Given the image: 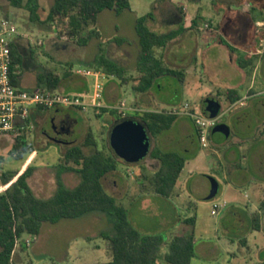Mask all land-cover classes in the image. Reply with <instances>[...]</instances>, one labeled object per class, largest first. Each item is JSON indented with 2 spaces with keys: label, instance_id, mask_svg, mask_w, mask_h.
I'll return each instance as SVG.
<instances>
[{
  "label": "crops",
  "instance_id": "0c3cea01",
  "mask_svg": "<svg viewBox=\"0 0 264 264\" xmlns=\"http://www.w3.org/2000/svg\"><path fill=\"white\" fill-rule=\"evenodd\" d=\"M130 3V10L121 14L115 12V14L117 16H129L135 32L137 20L149 14L152 16L146 20V25L152 31L159 34L179 31V34L166 47L157 49L156 53L169 67L183 71L185 78L184 81H181L173 76H162L156 79L149 90L137 92L134 87L138 82L134 80V73L137 72L136 66L141 52L137 32L135 39L124 38L128 40L126 43L118 44L112 39L109 40L108 43H111L110 46L113 47L111 53L106 51L105 42L102 41V38L95 39L98 50L85 57L82 60L83 63L89 69L104 72L102 69H96L93 66L102 48L108 58L126 69L127 76L133 77L128 83L122 85L115 76L107 75L101 100L103 108L92 107L99 110V116H106L111 122L108 132L109 144L111 131L118 123L127 119L143 123L142 116L138 113L160 112L151 108L157 100L155 95L157 90L162 91L176 80L184 84L188 76L200 72L211 80L217 89L216 94L218 96L223 95L226 101L230 103L225 93L235 91L240 98L236 102L230 103L231 106H244L247 110L243 118L241 139L234 143L230 149H227L224 154L213 151L220 160L217 166L214 159L211 158L213 155L210 157V155L202 154L194 160L191 158L188 160L186 155L191 154L195 142L198 141L199 146H202L198 130L193 126V131H186V138L190 142L185 145L183 156L187 160L176 186L175 195L172 198H165L154 194H140L132 204L147 206L151 203V198H156L155 200L170 205L174 210L173 224H178L177 231L170 237L190 234L193 228L187 226L184 221L194 215L189 214L184 218L179 216L177 208L181 204H177L174 200L178 195L177 191L187 186L193 193L206 197L204 195L208 193L207 180L212 185V178H208L206 175L215 170L221 172L227 182L217 201L222 200L227 192L233 197L227 202L228 205L215 216L217 220L213 225L201 223V220L196 216L194 227L195 256L191 264H264V199L260 200L259 211L250 213L247 211L248 196L242 193V188L247 185L259 186V184H264V147H262L264 141V53H257L261 41L264 39V0H150L146 4L139 3L137 5H133L132 0H130ZM104 12L98 17L97 26L99 30L101 28L100 18ZM115 30L116 32L120 31L118 25L115 26ZM20 38L23 37L17 38L18 46ZM88 46H84V48L86 49ZM240 59L247 61V68H242L239 65ZM69 65L68 70L59 74L61 81L56 91L66 95L79 96L86 102L93 103L95 77L79 75L76 73L78 69L75 70L72 61L69 62ZM22 81L20 77L19 85L21 88H23L21 86ZM34 84L33 87L23 89L28 91L39 89L37 82ZM209 92L211 96L206 99L216 98L213 96L214 90H209ZM121 101H125L127 105L126 117H122L119 111L111 109ZM55 109L59 113L53 118L57 124L56 128L63 129L62 134L69 137L72 134L70 125L75 121L73 114H78L80 111L65 107H55ZM175 109L180 108H174L172 111ZM46 110L49 111L50 109L37 107L31 109V126L37 125V123L41 124L47 116ZM182 116L190 117L187 114L177 115V117ZM174 124H178V120ZM63 126L65 127L62 128ZM186 126L185 121L180 124L182 129ZM90 131L92 130L87 131L81 143H76V140L69 144L68 148L83 145ZM167 131L158 136H151L153 148L145 157L143 166L152 173L157 172L161 167V162L152 157L153 150L158 148L159 143L161 148L158 149L162 151H170L172 147L173 139L172 136L165 133ZM212 131L213 128L210 133V142L214 144ZM236 145L238 148L235 147ZM89 149H91L90 152ZM96 149L98 148L95 146L83 147V151L87 155L93 154ZM242 149L245 151L242 153V157L250 158L249 164L239 163V157H241L239 151L241 152ZM115 156L117 157L116 154ZM261 185L260 187H264ZM219 191H221V187L218 183L217 195ZM187 204L192 205V200H188ZM129 219H131L130 216ZM130 221L133 224L132 220ZM161 225L163 226L159 228V231H167L169 225L172 224H167L166 219H163ZM137 229L144 234L158 233Z\"/></svg>",
  "mask_w": 264,
  "mask_h": 264
},
{
  "label": "rangeland",
  "instance_id": "374dc122",
  "mask_svg": "<svg viewBox=\"0 0 264 264\" xmlns=\"http://www.w3.org/2000/svg\"><path fill=\"white\" fill-rule=\"evenodd\" d=\"M54 1L40 0L39 12L42 20L47 17ZM149 1L132 0L133 5L146 4ZM26 2L27 0H24L21 7H16L8 0L0 1V18L7 17L14 20L19 31L28 35L27 38H20L18 42L20 52L24 57L21 68V80H23L21 86L23 88L33 87L34 83L37 82V76L48 70L57 75L63 74L65 70L70 68L69 62L71 61L75 70L89 69L82 60L98 50L97 40H92L85 49L84 46H79L74 41L68 40V38H59L50 26L31 20ZM100 19L102 41L105 42V49L109 53L113 52V47L110 46L111 43H108L109 40H114V38H137L129 16H117L114 11L105 10ZM116 25L120 29L118 32L115 30ZM40 41H42V44H40ZM137 75L138 73L135 72L134 76ZM209 90L215 91L213 96L218 98L222 105V110L216 119V126H228L231 135L228 141H225L223 130L212 131L215 142L213 144L209 141V147H211L209 150H207L209 147L203 148L196 141L191 154L186 156H188V160H190L189 158L194 160L202 154L210 155V157L213 155L211 158L214 159L217 166L220 160L218 156L214 155L213 151L224 154L227 149H230L234 143L241 139L243 118L247 111L244 106H231L223 95L218 96L216 94L217 89L211 83V80L200 72L188 76L184 84L176 80L171 86L165 87L162 91L157 90L155 92L157 100L151 108L160 111V113H170L172 109H182L185 103H189L192 112L203 114L204 102L208 96H211ZM139 106L141 107V105ZM76 110L80 112L73 114L75 121L70 125L72 134L69 137L65 134L58 135L59 130L54 129L57 124L53 121V118L59 113L58 110L53 108L49 111L46 110L47 116L41 124L37 123V125L31 126L25 131L27 144L24 149L13 150L16 140L12 136L0 140V155L3 157V161L0 163V193L4 191L2 173L23 170L28 166H33L34 171L28 179V184L34 194L42 199H49L54 196L58 189L56 175L62 165V157L66 149L69 144L76 140V143H81L88 130H92L99 150L115 155L108 139L111 126L110 120L106 116H99V110L92 107L84 111ZM138 114L142 118L144 117L143 112ZM176 120H178V124H174ZM175 121L172 123L171 129L165 133L172 136L173 139L170 151L183 156L185 145L190 142L186 138V131H193L195 121L193 118L185 116L176 117ZM184 121L187 126L182 129L180 124ZM148 134L151 140L152 135L149 131ZM262 147H264V141ZM158 148H161L160 143ZM90 151L91 149H89ZM239 153H241L239 163L249 164L250 158L245 159L242 157V153H245V151L242 149ZM145 159L134 164L120 161L117 166L118 172L112 171L104 176L102 179L103 185L110 195L129 208L130 220L136 228L170 236L177 231L178 226V224H173L174 210L170 205L155 200L156 198H151L152 204L150 203L147 206L129 203L127 199L128 193L130 195L140 193L139 184L142 181L143 173L146 175L153 174L144 168L143 161ZM206 176L215 178L220 184L221 191L214 199H204L210 194L209 191L212 188L208 180L206 182L208 193L204 195L206 197L193 193L185 186L182 190L177 191L179 196L176 195L173 199L177 204H181L178 205L177 210L182 218L192 214L197 216L201 223L213 225L217 220L215 216L211 215L213 204L220 201L228 202L232 200L233 195L227 192L222 200L217 201L225 188L227 180L224 179L221 172L216 170ZM62 181L65 187L74 188L80 183L81 176L75 172H65L62 174ZM260 185L250 184L242 188V193L248 196L247 211L250 213L259 211L260 200L264 199V187H260ZM261 186H264V184ZM190 199L193 202L192 205L187 204ZM163 219H166L167 224H172L169 225L167 231H159V228L163 226L161 225ZM112 230L113 227L108 216L97 211L77 218L62 219L55 224L44 222L38 236L26 234L22 237V245H18L13 261L14 264H95L106 261L111 256L109 245L100 237V233L103 231L110 233Z\"/></svg>",
  "mask_w": 264,
  "mask_h": 264
},
{
  "label": "trees",
  "instance_id": "16d2710c",
  "mask_svg": "<svg viewBox=\"0 0 264 264\" xmlns=\"http://www.w3.org/2000/svg\"><path fill=\"white\" fill-rule=\"evenodd\" d=\"M8 1L16 7H21L24 0ZM26 8L33 22L50 26L59 38H68L79 46H87L92 40L102 38L97 23L103 11L112 10L121 14L130 10L131 6L130 0H55L45 20L40 16V0H27ZM151 16L152 14H149L139 18L136 24L141 48L136 66L138 75L134 77L138 82L134 87L137 92L149 90L156 79L162 76H173L181 81L185 78L183 71L169 67L156 53L157 49L166 47L179 31L165 34L152 31L146 25V20ZM113 41L118 44L128 42L126 39ZM23 62L24 57L18 44L13 43L12 81L19 87ZM238 63L242 68L248 66L244 59H240ZM93 66L102 69L108 76H115L122 85L133 79L127 76L124 67L108 58L102 48ZM60 81L59 75L51 70L37 77V85L42 89L56 90ZM225 95L230 103L240 98L235 91H227ZM176 117L177 115L172 113L145 112L142 121L151 135L158 136L170 129ZM24 133L25 131L14 137V151L26 146ZM84 146L97 147L91 131L83 145L71 146L66 150L56 175L58 189L49 199L37 197L28 184V179L34 171L33 166L2 173L4 191L0 193V264H14V254L18 245H22V237L26 234L38 236L44 222L55 224L62 219L77 218L95 211L106 214L113 227L110 233H100V237L109 245L111 256L108 260L95 264H191L195 256L196 216L184 221L187 226L193 228L190 234L170 237L165 234L142 233L131 223L129 208L110 195L102 183L103 177L117 170L119 162L123 160L98 149L87 155L83 151ZM152 157L161 162V167L152 175L142 174L140 193H128L129 203L140 194H154L165 198L175 195L176 186L185 168V157L158 149L153 150ZM2 161L3 157L0 155V163ZM67 171H75L81 176L80 183L74 188L64 186L62 174Z\"/></svg>",
  "mask_w": 264,
  "mask_h": 264
},
{
  "label": "built area",
  "instance_id": "2783aa9c",
  "mask_svg": "<svg viewBox=\"0 0 264 264\" xmlns=\"http://www.w3.org/2000/svg\"><path fill=\"white\" fill-rule=\"evenodd\" d=\"M27 36L19 31L14 20L7 17L0 18V140L7 139L9 136L18 137L28 130L31 127V109L34 107L42 109L65 107L82 111L90 107L103 108L101 100L107 74L102 71L93 69H78L76 71L79 75L95 77L93 103H88L79 96L66 95L56 90L39 88L28 91L14 85L11 69L12 44L16 43L17 38H27ZM257 53H264V39L261 41ZM111 109L119 111L122 117L127 116L125 101H121ZM171 113L175 115L187 114L193 118L203 148L209 147L210 133L216 125L217 118H208L204 114L192 112L189 103H185L182 109H175ZM227 205V201L215 202L211 214L216 216Z\"/></svg>",
  "mask_w": 264,
  "mask_h": 264
},
{
  "label": "water",
  "instance_id": "95a60500",
  "mask_svg": "<svg viewBox=\"0 0 264 264\" xmlns=\"http://www.w3.org/2000/svg\"><path fill=\"white\" fill-rule=\"evenodd\" d=\"M203 114L208 118H217L222 110L220 101L216 98H209L204 102ZM56 130V128L54 127ZM223 130L224 140L230 136L228 126H215L213 132ZM110 146L120 159L128 164H134L144 159L151 149V140L146 126L133 119H127L118 123L111 131ZM212 189L205 198L212 200L218 193V183L211 179Z\"/></svg>",
  "mask_w": 264,
  "mask_h": 264
},
{
  "label": "flooded vegetation",
  "instance_id": "af4514ba",
  "mask_svg": "<svg viewBox=\"0 0 264 264\" xmlns=\"http://www.w3.org/2000/svg\"><path fill=\"white\" fill-rule=\"evenodd\" d=\"M64 127H65V126H63L62 128H64ZM56 130H57V128H56ZM58 130H59V132H58V135H61V134H62V130H63V129H61V130H60V129H58Z\"/></svg>",
  "mask_w": 264,
  "mask_h": 264
}]
</instances>
